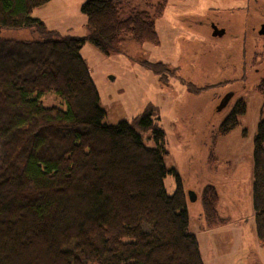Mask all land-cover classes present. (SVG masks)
Instances as JSON below:
<instances>
[{
	"label": "trees",
	"instance_id": "obj_1",
	"mask_svg": "<svg viewBox=\"0 0 264 264\" xmlns=\"http://www.w3.org/2000/svg\"><path fill=\"white\" fill-rule=\"evenodd\" d=\"M50 1L0 0V28H35L47 36L0 39V264H204L197 238L188 232L186 195L165 166V151L145 144L127 122L103 123L105 112L81 55L87 42L106 56L121 53L128 35L138 44H158L154 19L164 3L152 15L122 17L119 0H86L88 34L52 39L31 17ZM257 90L264 98V78ZM47 93L65 108L43 107ZM245 112L240 99L219 135L233 131ZM138 125L160 143L163 131L151 114ZM253 161L255 230L264 248V116ZM168 174L177 184L172 196L164 186ZM216 200L215 188L207 186L209 227L218 222Z\"/></svg>",
	"mask_w": 264,
	"mask_h": 264
},
{
	"label": "rangeland",
	"instance_id": "obj_2",
	"mask_svg": "<svg viewBox=\"0 0 264 264\" xmlns=\"http://www.w3.org/2000/svg\"><path fill=\"white\" fill-rule=\"evenodd\" d=\"M119 1L122 17L137 11L152 15L159 3L164 6L154 19L158 44H138L128 35L122 52L111 56L88 42L82 47L105 112L103 123L127 122L145 144L163 148L165 166L178 175L186 195L188 232L196 236L204 264H264L253 208L254 141L264 116V98L257 90L264 78V36L259 35L264 0ZM85 2L51 0L34 9L31 17L44 23L52 39L85 37ZM210 21L225 28L224 37H212ZM46 37L35 28H0V39L5 40ZM229 92L234 97L218 112ZM240 99L246 104L245 114L233 131L220 136L222 121ZM41 103L45 108H65L54 93L43 95ZM145 114H151L153 125L163 131L159 144L151 130L138 125ZM164 186L169 195L175 193L174 175L166 176ZM207 186L216 191L214 227L204 217ZM189 191L196 201L189 199Z\"/></svg>",
	"mask_w": 264,
	"mask_h": 264
},
{
	"label": "water",
	"instance_id": "obj_3",
	"mask_svg": "<svg viewBox=\"0 0 264 264\" xmlns=\"http://www.w3.org/2000/svg\"><path fill=\"white\" fill-rule=\"evenodd\" d=\"M212 30H213V37L215 38H221L225 35V30L224 29H219L216 25L212 26ZM259 35L264 36V26H262V28L259 31ZM234 97V92H229L227 93L220 101L218 107H217V111L218 112H222L225 108H227V106L229 105L231 99ZM188 197L189 199L194 202L196 201V195L194 192L189 191L188 193Z\"/></svg>",
	"mask_w": 264,
	"mask_h": 264
},
{
	"label": "flooded vegetation",
	"instance_id": "obj_4",
	"mask_svg": "<svg viewBox=\"0 0 264 264\" xmlns=\"http://www.w3.org/2000/svg\"><path fill=\"white\" fill-rule=\"evenodd\" d=\"M260 11H262V10H260ZM264 12V11H263ZM263 16H264V14H262ZM213 25H216L219 29H224L225 30V28H223L222 26H220L219 25V23H215V22H213V21H210V23H209V27L211 28V30H212V26ZM262 26H264V24H262L261 25V27H260V29L262 28ZM260 31V30H259ZM212 33H213V30H212ZM225 34H226V30H225ZM225 36V35H224ZM223 36V37H224ZM261 36V35H260ZM212 37H213V35H212ZM222 38V37H221Z\"/></svg>",
	"mask_w": 264,
	"mask_h": 264
}]
</instances>
